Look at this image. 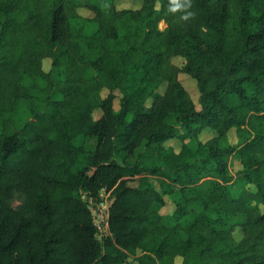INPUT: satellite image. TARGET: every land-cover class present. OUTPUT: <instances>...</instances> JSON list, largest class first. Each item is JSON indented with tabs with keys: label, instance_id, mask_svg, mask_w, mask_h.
<instances>
[{
	"label": "trees",
	"instance_id": "16d2710c",
	"mask_svg": "<svg viewBox=\"0 0 264 264\" xmlns=\"http://www.w3.org/2000/svg\"><path fill=\"white\" fill-rule=\"evenodd\" d=\"M181 74L197 80L200 110ZM38 77L45 86L25 82ZM24 109L31 118L14 131ZM235 128L249 138L232 146ZM205 129L214 134L196 149L163 145ZM235 152L244 184L256 187L238 197L228 170ZM104 190L110 235L99 240L92 208ZM19 191L28 200L14 207ZM165 197L175 206L168 220ZM259 205L264 0H143L131 10L115 0H0V264H264ZM240 215L245 222L228 224Z\"/></svg>",
	"mask_w": 264,
	"mask_h": 264
},
{
	"label": "rangeland",
	"instance_id": "374dc122",
	"mask_svg": "<svg viewBox=\"0 0 264 264\" xmlns=\"http://www.w3.org/2000/svg\"><path fill=\"white\" fill-rule=\"evenodd\" d=\"M143 0H115V5L118 10H131V9H139L142 6ZM159 4L157 7L159 8ZM76 13L86 19H91L94 17V13L87 8L84 7H78L76 9ZM87 28L90 30H95V26L91 23L86 24ZM159 27L161 29H165L166 23L161 22ZM185 60L182 57H177L173 59V63L178 65V66H183ZM52 69V60L51 59H45L43 61V70L47 73H49ZM89 75H93V71L88 72ZM64 79V72L62 71L60 76L57 78V82L62 81ZM182 85L186 88V90L189 92L191 95L192 99L197 105V109L200 110V104H199V97H200V92L198 90V85H197V80L187 74H181L179 77ZM25 82L27 84H34V83H39L42 86L46 85V81H44L42 78L38 77L35 80L32 79H26ZM165 84L161 86L160 91L163 92L165 90ZM111 92L107 89H104L101 92V96L103 98H106L110 96ZM113 95L115 96V99L113 101V106L115 111H119L121 107V93L119 91L113 92ZM150 103V101H149ZM103 112L100 109H97L93 113V117L95 120H98L101 118ZM31 118V115L29 112H26L25 109L22 110L20 113L15 115L13 117V128L14 131H19L21 127L29 121ZM214 132L211 129H205L202 131L201 134H199L197 137H192V138H187L184 141L179 140V139H171L166 141L163 145L166 148H172L176 152H179L184 146H187L192 149H196L199 142H205L208 140L211 136H213ZM247 138H249V134L245 130L239 131L238 129H232L228 133V143L232 146H237L238 144H241L242 142L246 141ZM97 144V138L96 137H89L86 139V148L88 150H93L95 149ZM145 150V145L143 144L136 152L135 157L131 158L130 161L133 163L135 162L139 156L144 152ZM228 170H229V175L232 177V192L234 197H238L240 195L241 190L243 189H249V190H255L254 185H245L243 181V163H242V158L237 152L233 153L231 156L228 157ZM130 186H136L138 184L137 181L135 180H130L128 182ZM28 200V196L22 192H13V198H12V205L14 207H19L20 205L24 204ZM113 200L112 197V192H106L101 191L100 193V198H99V203H109L111 204ZM252 206L257 205L256 203L252 202ZM93 206V203L92 205ZM261 210H264V206L259 205ZM175 206L172 202V200L169 197H165L164 199V206L161 209V214L165 216V218L168 220L169 215L174 211ZM94 210V209H93ZM95 211V210H94ZM94 215V214H93ZM228 224H236V223H242L246 221V216H228L226 218ZM233 235L236 240H240L243 237V232L242 229L237 226L236 229L233 232ZM103 240V238H102ZM182 259L179 258L176 262V264H181ZM125 264H138L135 260L134 257H130L129 260Z\"/></svg>",
	"mask_w": 264,
	"mask_h": 264
},
{
	"label": "built area",
	"instance_id": "2783aa9c",
	"mask_svg": "<svg viewBox=\"0 0 264 264\" xmlns=\"http://www.w3.org/2000/svg\"><path fill=\"white\" fill-rule=\"evenodd\" d=\"M92 200H90V203L92 204ZM110 205L109 203H100L97 205L96 208H92L93 211V218L95 225L98 230V239L102 240V238L107 237L110 235V225H109V220H110V211H109ZM95 211H94V210Z\"/></svg>",
	"mask_w": 264,
	"mask_h": 264
}]
</instances>
